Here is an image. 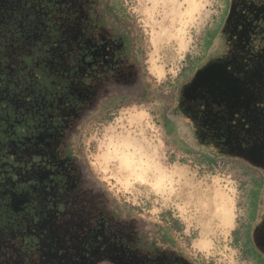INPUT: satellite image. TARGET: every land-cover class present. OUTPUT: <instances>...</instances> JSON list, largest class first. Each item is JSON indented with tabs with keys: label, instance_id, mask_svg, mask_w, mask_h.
Here are the masks:
<instances>
[{
	"label": "flooded vegetation",
	"instance_id": "af4514ba",
	"mask_svg": "<svg viewBox=\"0 0 264 264\" xmlns=\"http://www.w3.org/2000/svg\"><path fill=\"white\" fill-rule=\"evenodd\" d=\"M111 8L101 0H0V101L12 105L15 124H26L6 144L20 163L16 172L25 188L2 184L0 194L22 213L18 233L30 237L22 252L8 231L6 242H12L2 250L1 238L0 264L192 263L175 250L146 248L138 223L108 208L81 165L64 152L76 123L107 90L104 78L128 80V48L122 51L119 34L105 18ZM221 43L199 67L210 65L206 86L216 91L207 99L203 93L191 102L180 98L178 108L195 140L239 154L261 171L264 187V0H230ZM196 72L187 82L194 92L201 88L198 78L192 83ZM229 82L238 83V93H225ZM11 83L19 85L14 93ZM10 115L3 116L5 122ZM14 201L21 207L15 209ZM30 201L37 203L33 215L24 211ZM256 220L251 242L257 264H264V201Z\"/></svg>",
	"mask_w": 264,
	"mask_h": 264
},
{
	"label": "rangeland",
	"instance_id": "374dc122",
	"mask_svg": "<svg viewBox=\"0 0 264 264\" xmlns=\"http://www.w3.org/2000/svg\"><path fill=\"white\" fill-rule=\"evenodd\" d=\"M101 1L112 6L105 18L128 48V80L87 112L74 139L79 161L99 190L164 231L191 264H256L261 171L239 154L203 146L175 114L180 98L216 91L206 86L209 64L193 77L200 90L187 82L221 49L230 0ZM237 85L227 83L225 93H238Z\"/></svg>",
	"mask_w": 264,
	"mask_h": 264
},
{
	"label": "trees",
	"instance_id": "16d2710c",
	"mask_svg": "<svg viewBox=\"0 0 264 264\" xmlns=\"http://www.w3.org/2000/svg\"><path fill=\"white\" fill-rule=\"evenodd\" d=\"M195 69L196 70H194V72H196L200 68L196 67ZM194 72L192 73V75L194 74ZM103 81L107 82V87H106L107 90L102 91L101 95L97 98L93 107L87 110V112L95 110L96 107L99 105L101 98H104L107 95V93H109L116 86L115 85L116 82L114 78L105 77ZM21 82H22V78L20 79L18 84H20ZM43 82L47 83L48 79L46 78ZM0 87H2V79L0 81ZM8 88L10 90L9 91L10 93H14L15 91L18 90L19 85L15 87L11 83L8 85ZM11 106L12 105L8 101H0V190L2 188L1 187L2 184H5L8 186L10 183H12L14 189L16 191H20L21 189L25 188V184L18 181L19 177L16 172V166L20 163L15 161L12 151L7 150L6 144L9 139H15L17 132L24 131L26 124H15L14 123V120H13L14 111ZM7 112L11 114L10 116L12 118H10L8 121L5 122L3 119V116ZM175 114L181 116L184 119V121L189 126L190 132L192 134V128H191V125L189 124V121L182 114V112L179 110L178 107H176L175 109ZM85 117L86 115L84 114L83 117L76 123V126L73 128L70 136H68L66 140V146L64 148L65 150L64 152L76 159V162L79 163L83 169L82 172L84 173L88 184H93L98 189L97 183L93 181V179H91L86 166L79 161L80 159L77 154L76 145L74 142L75 136L79 132L80 126L82 122L85 120ZM192 137L194 138L193 134H192ZM203 146L210 148L206 145H203ZM210 150L212 149L210 148ZM101 192H102L101 194L104 197L103 203H105L106 206H108V208H110L113 212L117 213L118 216H121L122 218L134 219L138 223V228L140 230L142 244L146 246V248L152 249L156 247L160 249L175 250L177 253L182 254L178 249H176L171 244L169 236L164 231L155 230V228H152V226L147 221L141 219L140 217H137L135 214L131 213L128 209L125 210L123 207H120L119 205H117L115 201H112L111 198L108 197L107 193H105L104 191H101ZM7 202H8V196L0 194V240L2 238V242L3 240L6 242L7 239L9 238L6 233L12 230L15 236L11 238L10 240L14 241V239L17 238L18 239L17 241H19L18 244H21L22 246L21 251L27 252L28 250L27 246L30 243V237L19 234L23 229V224L22 223L20 225L17 224L20 218V214L22 215V213L15 212L11 207L7 206ZM37 209H38L37 203L30 201L26 204L24 211L29 215H33L35 210ZM12 241H9L3 244L2 250L8 247L7 244L11 245Z\"/></svg>",
	"mask_w": 264,
	"mask_h": 264
},
{
	"label": "crops",
	"instance_id": "0c3cea01",
	"mask_svg": "<svg viewBox=\"0 0 264 264\" xmlns=\"http://www.w3.org/2000/svg\"><path fill=\"white\" fill-rule=\"evenodd\" d=\"M162 234H163V232H162ZM253 255H254L255 263L257 264V258H256V255L254 254V252H253Z\"/></svg>",
	"mask_w": 264,
	"mask_h": 264
}]
</instances>
